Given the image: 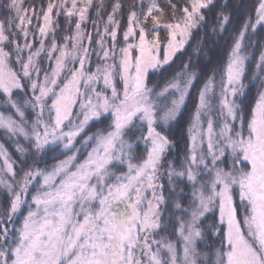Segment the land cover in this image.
I'll list each match as a JSON object with an SVG mask.
<instances>
[{"label": "snow or ice", "instance_id": "obj_1", "mask_svg": "<svg viewBox=\"0 0 264 264\" xmlns=\"http://www.w3.org/2000/svg\"><path fill=\"white\" fill-rule=\"evenodd\" d=\"M215 6L165 0V11L158 0H137L117 49L121 0L106 22L100 0L95 42L82 29L93 0H47L46 8L41 0L39 10L24 0L0 4L7 15L0 19V130L20 157L17 165L0 143L7 205H0V264H264V51L250 84L243 82L254 55L249 37L264 28V0L240 22L222 69L198 91L178 164L167 159L174 147L167 130L199 74L189 60L163 88L149 86L150 74L171 67ZM228 8L224 0L212 22L221 39L233 26ZM60 16L76 18L63 44L56 40ZM37 31L42 39L33 49ZM41 53L55 66L43 68ZM250 86L260 90L246 115ZM95 124L103 126L90 132ZM216 211L209 244L203 221Z\"/></svg>", "mask_w": 264, "mask_h": 264}, {"label": "trees", "instance_id": "obj_2", "mask_svg": "<svg viewBox=\"0 0 264 264\" xmlns=\"http://www.w3.org/2000/svg\"><path fill=\"white\" fill-rule=\"evenodd\" d=\"M6 2V0H0V4H3ZM25 6L34 5L37 10H39V7L41 5V0H24ZM104 2V9L101 12L102 21H107V15L111 12V5L116 2V0H103ZM175 2V0H173ZM100 3V0H93V7L89 9L88 13V20L82 24V29L86 33L92 34L93 41H97L99 37L96 35V29L93 27L92 21L97 20V7ZM121 3L124 5L123 10V19L121 21V28L118 30L117 34V49L124 46L123 42V30L126 28V18L128 11L134 3H137V0H121ZM158 3L162 8H164L165 11H168V9L165 7V0H158ZM224 3V0H215V7L212 8L211 11L207 12L209 24L199 31H194L193 36L185 47L184 50L179 52L177 56L174 59V62L171 63V67L167 68V71L164 72H157L155 74H150L149 77V86H157L158 89L163 88L165 84L167 83L168 79H171V77L181 69L182 65L185 63H188L189 60L191 61V69L193 71H196L199 74V80L195 84V87L192 90L191 98L187 101L186 107L184 109L183 115L178 119L176 123H174L168 130L167 135L169 136V139L173 142V149L168 153L167 159L169 160H175L177 164L179 163V159L183 157L187 146H188V126L190 121V116L194 111L195 104H196V95L200 88L203 86L204 82L208 79V77L212 76L214 72L222 69L224 64L227 61L228 54L230 51V47L232 45V36L238 30L240 26V22L249 14L253 13L254 6L258 3V0H227L228 3V10L232 14V27L229 28L228 32L224 34V38L221 39L219 36H213L211 33V27H213V20L216 16V13L219 11L220 5ZM47 0H43V6L46 8ZM139 10V9H136ZM7 15L3 11V9H0V19H6ZM59 26L56 28V40L58 44L64 43V37L65 36H72L75 34V19L71 21H67L64 16H60L58 18ZM42 22V21H41ZM103 22L99 24L100 31L103 30ZM36 20L33 19L32 25H29V28H34L36 25ZM163 35V33H162ZM31 39V37H30ZM42 38L39 36L38 31L35 36V38L32 40L33 43V49L40 47V40ZM52 37L49 36L47 38H44L45 40V49L50 47ZM107 43L106 46H111V38L106 37L105 38ZM251 41H254V45H251L249 47V51L254 53L251 60L247 64L246 68V75L244 77L243 82L245 84H250V81L252 80V75L256 71L255 68V62L258 59L261 51H264V28H259L256 33L249 37ZM24 41L23 39L20 40V43L22 44ZM202 42V43H201ZM87 43V41H85ZM200 45V46H198ZM91 47L96 48L97 51H99L97 45L93 43ZM55 55V54H54ZM102 55V54H101ZM39 63L43 68H49L54 67V60L50 61L47 56L44 53H41V56L38 58ZM91 68L92 70H95L96 63H97V57L96 55H93L91 57ZM78 66V65H77ZM14 67L19 70V65L14 64ZM42 78V77H41ZM98 87H102V84ZM259 90L257 86H250L247 95L243 98V105L244 112L247 115L250 113V110L252 107H254L256 100L258 98ZM0 100H3V96H0ZM0 111H6L3 108H0ZM7 114V113H6ZM101 124H95L89 131L93 132L96 131L97 128L102 127ZM0 143H3L9 153L11 154L13 160L16 161L17 165L20 163V157L16 153L15 149V143L12 140H9V138L4 134L2 130H0ZM20 143H24L23 140H20ZM143 148H138V153H142ZM59 159H63V157H59ZM29 163H31V160H29ZM48 165H51L55 163L54 160L49 159L47 161ZM3 161L0 159V166H2ZM41 167H44V165H41ZM18 175H22V173L19 172V169L17 168ZM167 182L165 181V184ZM0 193H2V190H0ZM235 204L239 206L240 201L238 198V192L234 195ZM186 203V201H185ZM0 205L7 206L6 205V199L5 197L0 194ZM27 209L24 210V214H26ZM218 217L219 213L218 211L215 212V214L210 213L207 218L203 221V227L208 229L209 231V237H208V243L211 244L216 237L211 236V225L218 224ZM20 219L22 217L17 218L16 223L19 224ZM172 234L168 236L169 239L177 240V237L174 235V231L170 230ZM161 235H166L165 233H161ZM178 243V241H177ZM201 250H204V245H199Z\"/></svg>", "mask_w": 264, "mask_h": 264}, {"label": "rangeland", "instance_id": "obj_3", "mask_svg": "<svg viewBox=\"0 0 264 264\" xmlns=\"http://www.w3.org/2000/svg\"><path fill=\"white\" fill-rule=\"evenodd\" d=\"M186 46H187V45H185V47H186ZM184 49H185V48H184ZM184 49H182V50H184ZM182 50H181V51H182ZM181 51H180V52H181ZM178 53H179V52H178ZM178 53H177V54H178ZM177 54H176V56H177ZM176 56H175V57H176ZM175 57H174V59H175ZM247 64H248V62L246 63V68H247ZM98 86H99V85H98ZM98 86H97V87H98ZM98 88H99V87H98ZM82 90H83V89H82ZM74 110H78V108H77V109H74ZM234 203H235V200H234ZM24 210H26V208H25ZM209 214H210V213H209ZM209 214H208V215H209ZM208 215H207V216H208ZM178 247H179V243H178Z\"/></svg>", "mask_w": 264, "mask_h": 264}]
</instances>
